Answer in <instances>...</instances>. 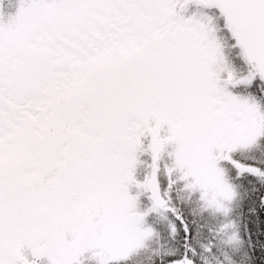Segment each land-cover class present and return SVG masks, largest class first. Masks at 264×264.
Listing matches in <instances>:
<instances>
[{
    "label": "rangeland",
    "instance_id": "374dc122",
    "mask_svg": "<svg viewBox=\"0 0 264 264\" xmlns=\"http://www.w3.org/2000/svg\"><path fill=\"white\" fill-rule=\"evenodd\" d=\"M104 1L20 0L14 9L12 6H6L4 10L0 8V165L4 167L3 164L10 161L15 167L20 163L18 159L8 158L3 150L6 143H15V149L9 152V156H13L15 153L28 154L32 144L39 143L34 141L41 138L44 144L57 140L54 143L57 147L67 141L66 132L53 134V138L49 137L51 131L44 133L47 116L43 117L42 112L47 110L43 100L46 98L40 95L29 98L36 96L37 92L42 93L44 88H27L34 82L31 80L32 73L28 68L24 72V69H19L39 64L42 68H36L35 72L39 71L42 80L53 81L51 74L57 68L60 71L54 74L57 76L54 83L61 87L63 95H67L74 89L71 87H80L82 82L88 80L91 70L104 63L123 64L132 50L140 49L141 38L135 35L133 26L143 31L137 21V18H142L145 21L139 22H147L155 33L166 31L168 27L172 31L164 33L156 41L159 56L150 54L147 61H143L150 66L142 79L146 92L143 98L138 96L144 99L146 105L143 114L152 119L149 125L155 129L152 136L155 143L151 145L149 161L152 171L147 174L149 180L145 179L147 187L152 196L157 197L160 186L154 178L155 170L159 168L161 151L170 147L173 148L170 156L175 165L181 166L183 177L200 188L201 198L208 206L225 213L233 191L214 160L223 150L231 151L250 144L257 136L255 130L261 126L259 121H263V116L254 104L249 107L246 99L234 96L229 89L228 82L234 78V72L221 47L219 22L213 19V10L219 7V15L224 16L227 26L236 34L238 44L248 55L247 60L253 61L258 60L259 54L254 44L252 49L250 40L261 39L264 42V0L239 1L246 11L248 8L260 12L262 23L258 25L256 22V32L243 21L241 24L220 0H143L146 3L152 1L151 4L139 0H110L114 5L112 2L106 5L111 8H96ZM187 1L192 3L185 7ZM2 5L5 6L3 2ZM92 7L95 9L87 13ZM181 8L184 11L180 13ZM136 10L140 11L137 13ZM136 13L138 15L128 21V16ZM83 16L80 31L99 29L97 22L100 29L109 25L110 31H113L111 35L115 37L111 47L99 52L91 47L83 49L82 38L77 42L73 37L68 38L67 42L63 41L67 32L59 26ZM71 25L75 26L73 23ZM236 29L243 35L249 34L251 39L240 37ZM99 33L102 35L101 31ZM57 38L59 46L65 49H60V58L52 60L43 50L51 49V42ZM61 42L65 43L62 45ZM62 57L71 62L73 73L64 71L66 69L63 67H67L68 63H62ZM136 58H139L138 62L144 60L143 57H135L132 61ZM46 66L49 70L45 73ZM19 71L20 82L27 86L23 91L20 90ZM67 71L70 73V69ZM99 71L106 72L104 67ZM119 73L124 76L125 69L119 70ZM256 74L252 73L253 76ZM121 85L126 86L125 83ZM21 92L29 97L22 96L20 107L17 105L20 110L12 114ZM114 106H120V103H112L111 108ZM126 107L127 110L121 108L118 113L124 115L127 111L128 114L129 105ZM131 108L133 113L123 116L119 125L111 120L118 126H105L98 121L99 126L94 127L92 120L86 116L83 126L80 122L73 126L75 137L61 149V162L56 163L57 168L58 163L59 166L63 165L62 158L70 160L77 157L73 164L75 168L71 169L73 175L64 177L56 191L51 192L55 206L59 208L61 204L62 210L56 214L61 222L55 223V226L48 224V227L45 222L36 225V215H30L32 209L29 204L36 205L33 200L26 202L24 209L8 208L6 214L13 216L9 221H13L11 224L19 229L15 228V234L19 236L13 241L8 230L0 234V264H71L82 259L107 264L125 258L148 237L152 230L145 225L146 214L135 211L139 195L144 190L141 186L144 180L134 173V167L130 166L133 163L129 161H132L131 153L142 143V137H146L148 127L139 118L133 121V115L141 110V105ZM105 111L103 109L100 113ZM92 113L95 114V110L92 109ZM211 120L214 121L209 126ZM32 122L35 126H31ZM31 127L37 134L36 139L32 138V133H28ZM88 127L95 131H88ZM118 143L123 148L117 149L115 146ZM107 145L113 151L106 152L104 149ZM143 153L147 155L145 151ZM28 155L30 158L23 156L21 159L30 168L15 171L20 174V183L12 189L26 198L37 191V184L40 183V174L34 166V154ZM240 167L256 170L245 165ZM175 170L166 166L163 168L166 174ZM23 171L28 173L22 175ZM131 175L138 183L131 179ZM8 186L5 184L6 188ZM5 187L0 192V199ZM63 193L66 197L62 202L58 197ZM155 200L158 203V199ZM152 210L157 212L159 208L153 206ZM32 227L47 229L43 235L33 236ZM20 258L23 260H17Z\"/></svg>",
    "mask_w": 264,
    "mask_h": 264
},
{
    "label": "trees",
    "instance_id": "16d2710c",
    "mask_svg": "<svg viewBox=\"0 0 264 264\" xmlns=\"http://www.w3.org/2000/svg\"><path fill=\"white\" fill-rule=\"evenodd\" d=\"M19 1L0 0V8L2 9L3 2L5 6L9 8L12 6L14 9ZM239 1L220 0V3L231 10L241 24L243 21L256 32V22L259 25L260 12L248 9L246 11ZM183 11L184 8L179 10L180 13ZM217 17L223 51L228 54L235 75L237 74L236 80L233 79L237 82L229 84L230 90L235 96L247 98L250 101L249 107L254 104L263 116V121H259L261 126L255 130L257 136L250 144L224 151L216 159L219 167L226 173L233 191L232 200L225 213L216 211L201 198L200 190L194 188L188 178L183 177L182 171H171L169 174L161 171L163 209L159 207L160 212L149 214L145 220L151 227L152 234L141 248L128 257L112 260L108 264H182L184 262L186 264H264V88L260 80L264 78V44L261 39L252 40L249 34H245L253 41L262 63V65L260 62L257 64L260 72L249 79L251 67L240 50L235 34L227 26L224 16L219 15V10L216 9L215 20ZM160 38L162 34L143 32L139 42L142 50L135 49V54L159 51L155 48V43ZM252 64L254 65L255 62ZM256 70L258 69L254 68V71ZM127 75L130 81L137 80L136 73L131 72ZM53 123H56L53 118L46 121L44 133L57 131L55 126H49ZM149 130L150 127L148 132ZM34 132L31 127L28 133H32L34 137ZM150 138L148 137L143 144V148L149 151L152 145ZM163 151H165L164 164L169 169H178L174 165L173 157L167 154L168 150ZM148 161L141 158L140 167L146 166L147 169H151ZM42 162L40 157L38 160L40 183L37 184V191L34 192L37 198L41 197L42 190L47 187ZM237 164L253 167L256 172L242 170ZM20 167L25 168L19 166L17 169ZM11 172L12 170L8 172L9 179L18 183L17 175L10 174ZM9 184L11 185L10 182ZM151 201L155 206L157 205L153 199L148 198L147 194H143L135 211L149 212V204L153 206ZM37 202H40V199H37ZM18 203L17 206L22 207L24 202ZM72 264L98 263L93 260H83Z\"/></svg>",
    "mask_w": 264,
    "mask_h": 264
}]
</instances>
